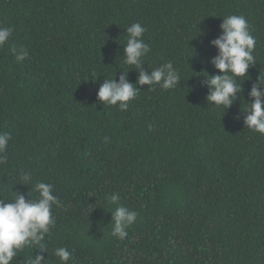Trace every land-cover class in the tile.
<instances>
[{
	"label": "trees",
	"instance_id": "1",
	"mask_svg": "<svg viewBox=\"0 0 264 264\" xmlns=\"http://www.w3.org/2000/svg\"><path fill=\"white\" fill-rule=\"evenodd\" d=\"M229 15L246 18L256 61L224 109L204 72L219 74L212 41ZM136 22L151 47L140 68L123 64ZM0 27L13 28L0 45V199L33 200L43 181L60 201L45 250L26 246L11 264H62L58 247L68 264H264V135L243 110L264 73V0H0ZM169 61L175 88L137 85L125 111L98 99L105 79L127 71L135 83ZM114 193L137 213L123 240L111 235Z\"/></svg>",
	"mask_w": 264,
	"mask_h": 264
},
{
	"label": "clouds",
	"instance_id": "2",
	"mask_svg": "<svg viewBox=\"0 0 264 264\" xmlns=\"http://www.w3.org/2000/svg\"><path fill=\"white\" fill-rule=\"evenodd\" d=\"M222 34L212 44L219 54L212 63L219 70V74L209 75L206 71L207 84L210 91L207 100L224 109L231 106L236 99V93L241 92L238 78H246L248 70L256 61L253 52L256 40L251 35L247 20L244 16L229 15L223 17L220 25ZM146 29L141 23H132L126 28L127 41L124 44L123 64L140 68L143 58L151 51V47L143 40ZM13 28L0 27V45L5 44L12 35ZM17 61H23L28 55L25 48L12 47ZM127 71L116 79H105L98 91V99L107 105H118L119 110L125 111L129 102L134 99L140 89L137 85H159L167 90L177 86L181 76L171 61L152 68L151 73L140 71L135 83L126 79ZM264 73L261 72L258 82L250 90L253 98L243 110L247 112L244 118L245 127L264 135ZM10 135L0 133V164L7 162L5 154ZM21 180L25 184L31 183V173H22ZM38 197L28 200L24 195L16 192L11 199H0V264H11L26 246L36 245L37 249H44L43 241L55 224L52 214L53 205L60 206V201L54 195V186L50 183L37 181L34 186ZM108 202L115 205L111 235L123 240L127 236V229L136 221L137 213L120 203L119 193L111 194ZM54 255L62 264H68L72 253L66 247H58ZM27 264H47L43 255H35L27 260Z\"/></svg>",
	"mask_w": 264,
	"mask_h": 264
}]
</instances>
